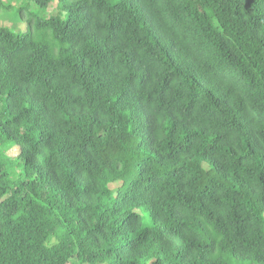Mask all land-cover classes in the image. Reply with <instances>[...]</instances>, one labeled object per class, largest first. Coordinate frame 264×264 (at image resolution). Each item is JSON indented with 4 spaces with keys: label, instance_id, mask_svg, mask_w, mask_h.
Instances as JSON below:
<instances>
[{
    "label": "trees",
    "instance_id": "1",
    "mask_svg": "<svg viewBox=\"0 0 264 264\" xmlns=\"http://www.w3.org/2000/svg\"><path fill=\"white\" fill-rule=\"evenodd\" d=\"M7 1L0 264H264V0Z\"/></svg>",
    "mask_w": 264,
    "mask_h": 264
},
{
    "label": "rangeland",
    "instance_id": "2",
    "mask_svg": "<svg viewBox=\"0 0 264 264\" xmlns=\"http://www.w3.org/2000/svg\"><path fill=\"white\" fill-rule=\"evenodd\" d=\"M4 1H5V3H10L7 0H4ZM10 5L13 6L14 8H19L20 7V3L19 2H16V1L11 2ZM56 6H57V3L55 2L48 9L47 12L49 14H56L57 13ZM32 9L33 10H36L37 7L33 6ZM7 13H8L7 15H5V14L0 15V26H2V27H8L11 30H15V31L24 30L25 29V25L23 23H18V24H14L13 23L14 18L12 17V12L11 11H8ZM8 154H9L10 157L16 159L19 156L20 152H19V149L17 147H13V148L10 149V151L8 152ZM204 169L205 170H208V166L205 165V164H204ZM121 187H122V182L121 181H117V182H114V183H112V184L109 185V188H110L111 192L113 193V195L115 197L118 195V192H119V190H120ZM242 264H245V263H242Z\"/></svg>",
    "mask_w": 264,
    "mask_h": 264
}]
</instances>
